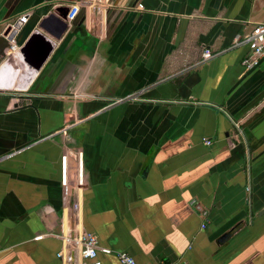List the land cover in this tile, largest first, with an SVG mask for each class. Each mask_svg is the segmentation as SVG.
<instances>
[{"label": "crops", "instance_id": "obj_1", "mask_svg": "<svg viewBox=\"0 0 264 264\" xmlns=\"http://www.w3.org/2000/svg\"><path fill=\"white\" fill-rule=\"evenodd\" d=\"M72 3L39 67L0 57V264H80L79 231L101 264H264V55L229 47L264 0H0V33Z\"/></svg>", "mask_w": 264, "mask_h": 264}, {"label": "built area", "instance_id": "obj_2", "mask_svg": "<svg viewBox=\"0 0 264 264\" xmlns=\"http://www.w3.org/2000/svg\"><path fill=\"white\" fill-rule=\"evenodd\" d=\"M110 1V0H105ZM79 11V4L72 3L67 6V12L65 14V21L68 24L72 21ZM27 12H23L19 15L18 21L20 23H25L27 19ZM13 24V22L9 23ZM230 48L237 47H246L247 50L243 54L240 59V64L244 70L251 69L255 67L260 58L264 55V19L260 22L255 23V26L251 32L247 35L240 36L236 34L230 45ZM19 46H17L13 41H9V46L4 48V56L1 58L6 59L13 52H17ZM217 53L211 52L207 48H203L200 53L199 62H204L212 57H214ZM202 142L206 145L210 143L209 139H202ZM248 188H246L247 190ZM203 225H201L202 227ZM69 240L74 242V246L76 248L77 256L79 257L80 264H101V262L97 259V251L99 250L98 242L96 236L87 231H79V233L75 236V238L68 237ZM102 251H107L106 249L100 248ZM108 252V251H107ZM58 253V256H64L66 261L69 262V252ZM115 256L119 263L121 264H137L135 260L126 252L119 251L115 253Z\"/></svg>", "mask_w": 264, "mask_h": 264}, {"label": "water", "instance_id": "obj_3", "mask_svg": "<svg viewBox=\"0 0 264 264\" xmlns=\"http://www.w3.org/2000/svg\"><path fill=\"white\" fill-rule=\"evenodd\" d=\"M126 1L125 5H127ZM67 12V6H59L38 22V28L42 33L34 31L25 41L16 42V36L19 32V22L6 25L0 33V57L4 56V48L9 46V41H13L19 49L17 53L21 55V60L30 67H39L47 58L49 53L54 48L55 40L60 39L63 33L67 30V23L64 20ZM241 222H237L227 231L219 235L216 243L224 242L235 230H237ZM69 264H74V250L69 251Z\"/></svg>", "mask_w": 264, "mask_h": 264}]
</instances>
